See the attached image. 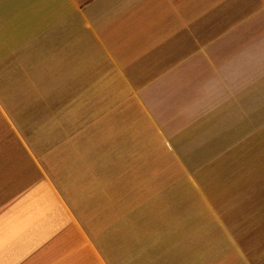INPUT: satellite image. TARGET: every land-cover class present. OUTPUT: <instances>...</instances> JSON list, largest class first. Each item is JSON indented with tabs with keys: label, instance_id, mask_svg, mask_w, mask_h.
<instances>
[{
	"label": "crops",
	"instance_id": "obj_1",
	"mask_svg": "<svg viewBox=\"0 0 264 264\" xmlns=\"http://www.w3.org/2000/svg\"><path fill=\"white\" fill-rule=\"evenodd\" d=\"M133 102L174 154L231 157L212 213L264 220V0H0V264H168L71 151Z\"/></svg>",
	"mask_w": 264,
	"mask_h": 264
},
{
	"label": "rangeland",
	"instance_id": "obj_2",
	"mask_svg": "<svg viewBox=\"0 0 264 264\" xmlns=\"http://www.w3.org/2000/svg\"><path fill=\"white\" fill-rule=\"evenodd\" d=\"M146 101L152 104L151 99ZM133 103L125 119H121V109H114L113 119H73V126L90 128V136L79 145L72 144L71 151L80 154L82 170H91L90 179L96 178L92 188L98 196L113 195L114 211L120 210L115 202L123 197V207L129 212L145 213V260L264 264V220L257 219L261 214L249 211L246 204L242 205L244 213L238 214L242 218L233 219L235 215L229 213V219H220L225 214L211 212L218 203H208L223 194L220 183L233 179L232 172L224 171L231 157H212L202 163L200 155L174 154L172 143L163 135L169 132V124L136 119L153 109L143 110ZM177 150L188 152L183 146ZM219 206L232 208L231 204ZM152 228L154 234L149 233Z\"/></svg>",
	"mask_w": 264,
	"mask_h": 264
}]
</instances>
